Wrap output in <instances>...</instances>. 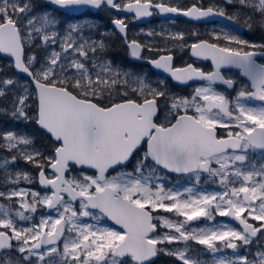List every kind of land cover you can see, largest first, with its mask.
<instances>
[{"label": "snow or ice", "instance_id": "obj_1", "mask_svg": "<svg viewBox=\"0 0 264 264\" xmlns=\"http://www.w3.org/2000/svg\"><path fill=\"white\" fill-rule=\"evenodd\" d=\"M0 264H264V0H0Z\"/></svg>", "mask_w": 264, "mask_h": 264}, {"label": "trees", "instance_id": "obj_2", "mask_svg": "<svg viewBox=\"0 0 264 264\" xmlns=\"http://www.w3.org/2000/svg\"><path fill=\"white\" fill-rule=\"evenodd\" d=\"M181 3L187 4L190 2V0H180ZM101 17H99L97 24L101 26V28H107L110 26V20L106 19L103 14H99ZM109 56L111 58H114L116 60H127L128 57L126 55V52L123 47L113 44V46L109 49ZM168 260V259H167ZM167 260H164L165 262Z\"/></svg>", "mask_w": 264, "mask_h": 264}, {"label": "rangeland", "instance_id": "obj_3", "mask_svg": "<svg viewBox=\"0 0 264 264\" xmlns=\"http://www.w3.org/2000/svg\"><path fill=\"white\" fill-rule=\"evenodd\" d=\"M208 2V0H205V3H207ZM99 17H101V16H98V17H93V16H80V17H69V18H79V19H85V18H87V19H91V20H94L96 23L98 22V18ZM60 19H64V17H60ZM154 21H152V25H156V24H159L160 23V21H157V18L155 17L154 19H153ZM134 31H139V29L138 28H136V29H134ZM246 31V30H245ZM177 54H180V52H178ZM166 259H168V258H166V257H164V260H166Z\"/></svg>", "mask_w": 264, "mask_h": 264}, {"label": "flooded vegetation", "instance_id": "obj_4", "mask_svg": "<svg viewBox=\"0 0 264 264\" xmlns=\"http://www.w3.org/2000/svg\"><path fill=\"white\" fill-rule=\"evenodd\" d=\"M208 27H211V24H209V25H207ZM197 27H199L201 30H203V28L205 27V25L204 24H200V25H197ZM245 34H247L246 32H245ZM178 52H176V55H177V57H181L183 54L182 53H180V54H177ZM167 260V259H166ZM162 261H164V257L162 258Z\"/></svg>", "mask_w": 264, "mask_h": 264}, {"label": "water", "instance_id": "obj_5", "mask_svg": "<svg viewBox=\"0 0 264 264\" xmlns=\"http://www.w3.org/2000/svg\"><path fill=\"white\" fill-rule=\"evenodd\" d=\"M76 15H80V14H76ZM182 20H185L186 18H183V17H180ZM160 19V18H159ZM219 19V18H218ZM202 23V22H200ZM200 23H197V24H200ZM225 23H228L227 21H225Z\"/></svg>", "mask_w": 264, "mask_h": 264}]
</instances>
